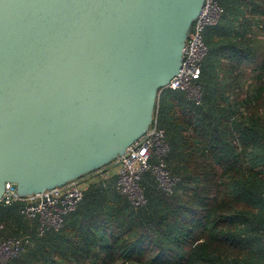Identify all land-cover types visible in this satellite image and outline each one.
Segmentation results:
<instances>
[{
	"label": "trees",
	"instance_id": "16d2710c",
	"mask_svg": "<svg viewBox=\"0 0 264 264\" xmlns=\"http://www.w3.org/2000/svg\"><path fill=\"white\" fill-rule=\"evenodd\" d=\"M214 1L199 102L162 90L155 106L171 193L144 172L135 206L115 172L90 173L57 229L0 202V242L19 243L10 264H264V0Z\"/></svg>",
	"mask_w": 264,
	"mask_h": 264
},
{
	"label": "water",
	"instance_id": "95a60500",
	"mask_svg": "<svg viewBox=\"0 0 264 264\" xmlns=\"http://www.w3.org/2000/svg\"><path fill=\"white\" fill-rule=\"evenodd\" d=\"M204 2L0 0V202L114 170Z\"/></svg>",
	"mask_w": 264,
	"mask_h": 264
},
{
	"label": "built area",
	"instance_id": "2783aa9c",
	"mask_svg": "<svg viewBox=\"0 0 264 264\" xmlns=\"http://www.w3.org/2000/svg\"><path fill=\"white\" fill-rule=\"evenodd\" d=\"M221 12L222 10L214 0H205L201 13L193 23L186 40L181 68L162 90L183 91L190 99L196 103L199 102L200 93L196 81L200 76L201 61L206 54L202 31L205 27L214 25ZM166 151L164 132L157 127L154 118L149 131L127 148L124 155L115 161L117 163L114 169L117 177L116 186L121 194L127 196L131 204L139 206L145 203L142 189L139 186L140 177L144 172H151L156 177L159 187L164 192L171 193L175 181L170 178L162 161ZM154 157L158 159V163L153 162ZM82 193L80 181H73L62 187L22 199L14 191L7 189L2 202L6 204L12 201L26 202L27 205L22 212L28 217L38 216L41 229L42 227L57 229L61 224V215L74 210ZM18 251V242L13 240L0 242V264H10Z\"/></svg>",
	"mask_w": 264,
	"mask_h": 264
},
{
	"label": "rangeland",
	"instance_id": "374dc122",
	"mask_svg": "<svg viewBox=\"0 0 264 264\" xmlns=\"http://www.w3.org/2000/svg\"><path fill=\"white\" fill-rule=\"evenodd\" d=\"M112 172H114V171L112 170Z\"/></svg>",
	"mask_w": 264,
	"mask_h": 264
},
{
	"label": "crops",
	"instance_id": "0c3cea01",
	"mask_svg": "<svg viewBox=\"0 0 264 264\" xmlns=\"http://www.w3.org/2000/svg\"><path fill=\"white\" fill-rule=\"evenodd\" d=\"M115 172V171H114Z\"/></svg>",
	"mask_w": 264,
	"mask_h": 264
}]
</instances>
